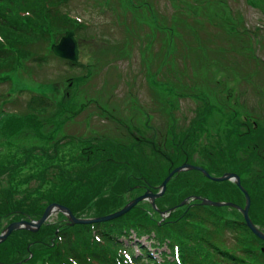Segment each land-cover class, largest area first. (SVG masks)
I'll use <instances>...</instances> for the list:
<instances>
[{
  "label": "trees",
  "instance_id": "16d2710c",
  "mask_svg": "<svg viewBox=\"0 0 264 264\" xmlns=\"http://www.w3.org/2000/svg\"><path fill=\"white\" fill-rule=\"evenodd\" d=\"M65 1L0 0V63L7 62L9 66L14 61L13 70L22 59L34 64L46 63L54 55L50 48L29 51L26 44L30 38L29 43H33L39 35L38 43L47 40L50 35L41 30L45 29V21L56 28L49 31L55 37L67 30L76 31V26L67 22L68 14L59 8ZM17 36L23 39L18 42ZM4 80L6 76L0 78ZM223 87L224 97L232 102L234 89ZM73 95L74 92L71 98L59 102L42 93L30 92L26 104L28 112L0 109V135L12 137L22 133L21 140H25L15 152L7 151V156L3 154L4 159L0 160V225L3 221H6L5 226L21 218L38 219L51 203L67 206L77 217L113 212L131 197L150 190L153 184L159 185L168 169L188 162L202 166L214 176L236 173L250 197L248 215L264 232V126L256 122L257 125L250 124L240 131L241 124L233 120L237 114L231 112L225 120L229 127L219 128L222 133L219 135L225 137L224 144L220 145L221 138L214 139L213 135L202 143L199 135L208 131L206 124L215 106L200 97L201 106H197L193 119L194 130L185 132L176 141L172 138L170 146L173 151L175 147L177 154L170 157L153 152L154 155L149 156L143 152V159L125 144L106 137L92 144L91 139L80 141L74 136H69V141H62L66 136L55 138L57 128L44 132L43 126L51 123V118L45 117L49 112L55 114L62 107L66 118L76 114L74 109L79 103L74 101ZM111 118L117 121L115 115L111 114ZM30 139L39 140V144H31L34 141L28 142ZM72 140L81 144L75 149L79 151L65 158L59 150ZM188 148L193 153L187 151ZM158 157H161L160 162ZM4 174H7L6 179ZM122 179L126 188L118 193L115 188ZM173 180L177 182L173 184ZM126 192L127 198L124 197ZM187 196L229 201L241 207L245 202L243 192L234 182L212 180L198 170L188 169L174 173L167 181L160 197L164 203L170 202L169 206L161 209L163 203L157 200L155 203L159 211H164ZM192 201L175 207L159 221L141 201L109 221L70 225L63 220L42 224L36 231L16 229L0 242V261L6 262L3 256L16 251L27 257V261L34 259L40 264H264L261 249L264 241L245 225L238 209L201 204L199 199ZM58 216L64 217L62 213ZM209 224H213L218 233L222 229L236 231L239 244L235 247L221 245L215 234L206 229ZM143 237L148 245L141 241ZM165 243L170 255L162 248Z\"/></svg>",
  "mask_w": 264,
  "mask_h": 264
},
{
  "label": "rangeland",
  "instance_id": "374dc122",
  "mask_svg": "<svg viewBox=\"0 0 264 264\" xmlns=\"http://www.w3.org/2000/svg\"><path fill=\"white\" fill-rule=\"evenodd\" d=\"M59 8L68 14L67 22L76 26L78 63L70 66L55 55L43 64L22 59L14 70V61L9 66L7 62L0 63V78L6 76V80L0 81V109L28 112L30 92L42 93L59 102L71 98L74 92V101L81 104L77 105L78 110L74 109L76 114L66 118L62 107L55 114L49 112L45 117L51 118L52 124H45L44 132L57 128L53 136H66L62 141H69V136L80 139L92 136L94 144L104 136L125 144L143 159V152L149 156L157 152L147 142L142 146L146 132L152 133L145 124L156 128L162 143L160 152L173 157L177 151L175 147L171 151L169 142H173V135L176 141L185 132L194 130L200 97L215 106L206 124L208 131L199 135L202 143L213 135L214 139L221 138L220 145L224 144L225 137L219 135V128L229 127L225 120L231 112L241 111L240 116L236 115L241 121L240 131L250 124L264 126V0H66ZM45 23V29L41 30L50 36L44 43L37 41L41 35L33 43H29L30 38L26 44L29 51L46 50L64 34L61 29L63 33L55 37L49 31L56 28L49 26L48 21ZM16 39L19 42L23 38ZM22 45L25 49V44ZM223 86L234 89L232 103L224 97ZM7 137L0 135V160L7 151L15 152L19 143L25 142L21 140L22 133ZM31 144H39V140ZM80 145L72 140L59 151L70 158L78 153L75 149ZM187 151L193 153L189 148ZM4 176L6 179L7 174ZM122 181L115 188L118 193L126 188ZM176 182L173 180V184ZM156 185L150 191H159L160 183ZM127 195L126 192L124 197ZM161 195L154 202L163 203L160 208L164 209L170 202L164 203ZM194 198L187 196L175 207L193 202ZM141 203L157 221L168 215L159 211L157 205L154 208L148 199ZM63 220L66 219L55 212L48 222L56 224ZM5 223L2 222L1 229ZM206 227L221 245L239 244L236 231L222 229L218 233L213 224ZM141 241L149 244L145 237ZM162 248L170 255L166 243ZM261 249L264 251V247ZM20 257L16 251L6 253L3 256L6 262L0 264H40L34 259L27 261L25 256L20 261Z\"/></svg>",
  "mask_w": 264,
  "mask_h": 264
},
{
  "label": "water",
  "instance_id": "95a60500",
  "mask_svg": "<svg viewBox=\"0 0 264 264\" xmlns=\"http://www.w3.org/2000/svg\"><path fill=\"white\" fill-rule=\"evenodd\" d=\"M52 52L61 58L64 59H68L70 60L72 63L76 62L78 60V47H77V41L74 37V32L72 30H68L66 31L61 38L59 39V41L57 43H53L50 46ZM186 169H195L198 170L200 172H202L204 174L205 177L212 179V180H231L234 181L235 184L243 191L244 195H245V205L244 207H239L237 205H235L234 203L231 202H224V201H212L210 199L207 198H201L199 196H196L195 198H198L201 200V204H211V205H231V206H235L237 207L244 218V223L246 224V226L259 238H261L262 240H264V233L259 230L254 224L253 222L250 220L248 213H247V209H248V205H249V196L247 194V192L245 191V189L241 186L240 184V180H239V176L234 173V172H225L224 174H222L221 176H213L210 175L203 167L199 166V165H193V164H189V163H182L179 166L174 167L173 169H171L167 175L163 178V180L161 181L159 187V191H157L156 193H152L151 191H145L143 194L131 199L130 201H128V203L123 206L121 209L113 212V213H109L106 215H101V216H96V217H88V218H79L76 217L75 215H73V213L71 212V210L61 204L58 203H52L49 204L43 211V213L41 214V216L39 217V219L37 220H19V221H14L9 223L4 230L0 233V241L4 240L7 235L14 229H18V228H25V229H29V230H36L37 228H39V226L41 224H43L46 219L49 217V215L51 214L50 209L52 208V210L54 211H60L63 214L66 215L67 219L69 220V224H75V223H91V222H100V221H106L112 218H115L117 216L122 215L123 213L127 212L131 207H133L134 205H136L139 201L144 200V199H148L151 204H154V199L156 197H158L160 194L163 193L166 183L167 181L170 179V177L179 171L182 170H186ZM184 203V201L182 202ZM181 203V204H182ZM154 206V205H153Z\"/></svg>",
  "mask_w": 264,
  "mask_h": 264
},
{
  "label": "flooded vegetation",
  "instance_id": "af4514ba",
  "mask_svg": "<svg viewBox=\"0 0 264 264\" xmlns=\"http://www.w3.org/2000/svg\"><path fill=\"white\" fill-rule=\"evenodd\" d=\"M232 103V102H231ZM170 109H171V111L173 110V108H174V106H173V102H171V104H170V107H169ZM158 111V110H157ZM145 113V115L149 118V115L146 113V112H144ZM238 116H240L239 115V113H241V111H239V113L238 112H235ZM158 118H160V117H158ZM234 119V122L236 123V122H238L239 124H241V121H239V120H237V118H235V117H233ZM160 120H161V118H160ZM150 121V120H149ZM166 122H168V121H165V123ZM174 122H175V120L173 119V124H174ZM164 123V124H165ZM241 126V125H240ZM240 126H238V128L240 129ZM145 127H146V130L148 129V127H150L151 129H152V133H151V135L150 134H148V131L146 132L147 133V135H145V137H144V143H142V146H146V142L150 145V147L154 150V151H163L162 150V143H161V141H160V137H158L157 136V134H156V128L155 127H153L151 124H149V123H146L145 124ZM161 128H164V125L162 124L161 125ZM164 136H165V134H164ZM102 137H104V136H102ZM101 138V137H100ZM107 138V137H106ZM175 138V135H173V139ZM109 139V138H108ZM175 143V142H174ZM169 145H171V143L169 144ZM172 148V147H171ZM171 151H172V149H171Z\"/></svg>",
  "mask_w": 264,
  "mask_h": 264
},
{
  "label": "bare ground",
  "instance_id": "6f19581e",
  "mask_svg": "<svg viewBox=\"0 0 264 264\" xmlns=\"http://www.w3.org/2000/svg\"><path fill=\"white\" fill-rule=\"evenodd\" d=\"M50 212H51V214H52V213H54L55 211H54V210H52V208H51V209H50Z\"/></svg>",
  "mask_w": 264,
  "mask_h": 264
}]
</instances>
